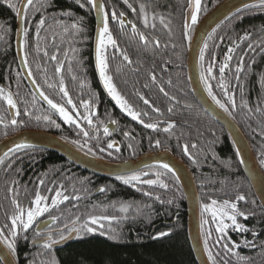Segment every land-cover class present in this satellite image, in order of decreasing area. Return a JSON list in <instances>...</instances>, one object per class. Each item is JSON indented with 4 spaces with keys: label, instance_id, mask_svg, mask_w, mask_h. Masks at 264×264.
<instances>
[{
    "label": "trees",
    "instance_id": "obj_1",
    "mask_svg": "<svg viewBox=\"0 0 264 264\" xmlns=\"http://www.w3.org/2000/svg\"><path fill=\"white\" fill-rule=\"evenodd\" d=\"M224 1L226 0H201L197 24ZM102 2L109 14V30L113 39L111 13L115 11L119 16L123 12L124 16L138 26L162 27L155 29V37L161 42L169 41L170 37L171 41H181V59L185 65L191 40V35L190 39L184 35L190 0ZM9 3L20 8L21 0H0V88L4 86L14 96L21 90L24 96H31L32 92L19 70L17 60L18 16L8 6ZM80 3L84 7H80L76 0H34L35 6L40 10L33 11L29 8L28 16L24 18V29L28 31L27 35L24 34L23 55L27 60L28 72L38 88L43 84L48 88L53 85L54 91L61 92L60 88L63 86L72 101L79 102L85 97L88 103L105 105L103 92L96 99L87 90L92 83L97 85L94 70L97 25L91 5L87 0H80ZM41 4L44 6L41 7ZM141 5H144L143 11ZM65 12H71L72 16H64ZM42 18L45 24L37 35V24ZM73 23L77 24L79 31L72 28ZM245 36L247 38L242 39ZM207 45L204 60L200 61L201 73L222 102L227 103V98L218 86L219 67L225 61L230 47L234 49L231 68L236 67L243 58L244 71L239 73L241 76L237 89L234 87L229 90V93L235 92L236 108L231 110L230 106L232 114H227L243 131L260 162L261 153H264V9L257 5L233 15L217 28ZM111 49L112 45L106 43L104 51L108 63L107 75L112 78L114 85L116 79L111 68L116 54ZM149 55L161 56L159 52ZM53 56L57 59L55 64L60 68L63 66L59 72L48 69L46 60ZM210 65L213 71L209 75L207 68ZM227 74L226 69L225 83L228 85ZM234 77L232 80L238 81ZM203 81L205 84V79ZM182 90L183 94L172 93L170 96L179 102V107L187 104L189 108H182L176 113L168 111L170 106L177 108L171 104L170 96L150 94L146 98L150 105L160 108L155 112L149 107L146 115L150 118L157 117L172 125L175 121L179 122L172 128H168V124L163 129H146V147L156 145L159 140L163 149L170 150L188 163L200 198L204 244L207 241L208 250L215 256L217 264H264V211L241 168L235 147L227 132L199 106L185 78ZM185 92H188L187 95ZM122 96L127 103L137 99L126 94ZM244 102L247 103L246 107ZM257 108L260 111H256ZM1 112L0 107V115ZM51 133L67 140L74 135L71 129H56ZM4 137L6 135L0 134V140ZM3 161L0 163V227L10 225L7 217L13 212V199L28 208L37 190L48 198L47 202L55 197L56 191H60L69 199L61 207H57V211L52 210L49 217L58 218L54 228L65 229L67 226V230L55 234L52 239L59 241L61 234L65 236L73 228L81 231L75 243L61 250L45 248L44 245L31 247V243L38 239L35 231L28 229L20 232L15 241L16 252L14 255L11 253L17 264H197L187 233L186 199L177 180L170 173H166L169 189L156 193L141 189L142 194L122 181L89 175L60 156L36 148L17 150ZM40 180H44L42 186L39 185ZM101 188L104 189L101 195L92 196ZM145 193H150L153 198L144 196ZM238 194L244 195L246 199L237 201L235 198ZM213 200L218 202L217 205H212ZM225 200L236 203L238 210L247 215V219L237 217V222L247 231L234 230L231 221L225 220L230 225L226 230L227 238L217 243L221 234L215 231L217 224L213 222L212 212ZM203 205H209V209L204 210ZM121 207H127V211L121 212ZM93 216L115 219L99 220L93 225L90 224ZM205 220L208 223H203ZM86 222L96 231L88 233L82 230L81 226ZM175 222L174 226L171 225ZM209 232L211 235H208ZM159 233L167 235L159 236ZM8 237L9 240L12 239L10 234ZM246 241L255 246L246 245ZM225 242L229 243V247L233 243L239 246L233 248L235 255L226 253L221 247Z\"/></svg>",
    "mask_w": 264,
    "mask_h": 264
},
{
    "label": "flooded vegetation",
    "instance_id": "obj_2",
    "mask_svg": "<svg viewBox=\"0 0 264 264\" xmlns=\"http://www.w3.org/2000/svg\"><path fill=\"white\" fill-rule=\"evenodd\" d=\"M144 1L150 2L146 0ZM123 19L125 21V25L123 28H121V25L119 24L118 20L117 21L112 20L113 26L111 27V29L114 31L113 35L116 40L117 46L116 47L112 46L111 49L112 53L116 54V56L113 58L114 62L111 70L113 71V77L116 79V81L114 82L116 91L121 96L126 94L128 96H132L133 98L137 97V99L133 101L134 103L132 102L128 104L131 106L133 111L140 113L139 119L136 120L132 119V117L127 114V112L121 109V107L116 103V101L112 98L111 95H109L110 97L106 95L102 87L100 77L97 72V68L94 61V68H95L94 70L97 77V85L95 86L94 83H92L90 85V88L87 90H89V95L91 96L95 95V98L96 97L100 98V95L103 92L106 98L105 105L96 104V102L95 104L88 103L85 101L86 100L85 97H82L83 100L79 102H75L71 100L72 103L69 104L67 103L68 99L70 98L69 95L64 96L63 92H59V90L54 91L53 85L49 88L45 87L44 84L39 85L41 87V89H39L40 92L41 91L44 92L45 95H47L50 99H52L54 103L63 106L65 110L69 113V115H71L73 119L76 121V123H68L64 120V118L59 114V112L56 109L55 110L57 112H55L54 109L51 108L50 106L43 103L34 94V92L30 89L29 86H28L29 90H31L32 92L31 96L30 95L24 96L23 95L24 92H22V90L17 91L16 96H14L11 92H9L7 88L3 86L1 88L4 90V95L0 96V107L2 111L0 115V134L6 135V137L25 131H41V132L53 134L51 132L56 129L60 131H68L71 129L74 132V135L71 136V138H68L69 140H67V138H63V136H57V135L56 136L60 138L62 137L63 140H65L66 142H68L78 150L98 160H102L114 164H123L131 161H136L148 154H157L160 152L168 151L175 158L182 160L188 166V163L185 160H183V158L176 156L173 152H171L168 149H163L160 146V144L159 146L153 145L152 147H146V129L149 128L146 127L145 125L156 124L157 125L156 129H161V128L163 129V127L168 125L169 122L158 120L157 117L150 118L149 115H145V113L149 111V107L159 110L160 108L153 107V105L150 104L146 105L143 102V100L140 99L141 96H143L146 99L150 94L158 95V94L167 93V95L170 96L172 93H175L181 95V93L183 92L182 81L184 78L188 81L190 87V83L188 79V69H187L188 54H187L186 63L185 65H183L181 59V53H182L180 47L181 41H176V39L175 41H171L172 37H170L169 41L161 42V40L155 37L156 34L155 29H159L162 27L149 28L146 26H138L135 24L137 31L133 32L131 25L134 23L126 16H123ZM197 25L196 26L192 25L191 27V32H190L191 39H192V34L195 28L197 27ZM138 33H143L147 37V43L140 40ZM157 40L159 41V45L156 44ZM122 51L126 52L131 63L123 59V56L121 54ZM153 52L155 54L159 52L161 56L158 57L150 56L149 54ZM188 52H189V48H188ZM230 55H232V53ZM46 61H47L46 63L48 69H50V71L54 69L56 71L57 67H59L58 64H55L57 59L53 60L52 57H50ZM60 69L62 70L63 66H61ZM235 69L236 67L231 68V61H229V68L227 69V73H228L227 75L229 79L228 87L230 91L232 88L234 87L236 88V85H238L240 81V80L238 81L232 80V78L236 75ZM106 75H107V71H106ZM200 75L204 89L208 94V91L206 90V86L202 79L203 74L201 73V69H200ZM152 76L156 77L155 81L152 80ZM239 76L241 75L239 74ZM169 81L171 83H169ZM161 88H163L164 93L161 91ZM185 93H186L185 95H187L188 92ZM9 94L12 96V99L16 103L15 108L10 107L7 103V100L4 98V96H7ZM229 94L233 95L235 99V92H231ZM210 99L212 100L211 97ZM170 102L171 104H174L175 107H177L174 108L170 106L169 109L171 110L168 111L170 112L174 111L173 113H176V111L178 110L180 111V109L182 108L185 110L189 108L187 104H184L181 107H179L180 105L179 102L174 101L172 97ZM214 104L219 108V106L215 102ZM85 105H87V107ZM219 109L223 111V109L221 108ZM155 112L158 111L155 110ZM224 113L228 115L226 112ZM45 117H48V119H45ZM85 117L91 118L92 123L89 124L88 120L85 119ZM12 119H15L17 121V124L15 126L11 124ZM53 121L55 123H53ZM112 121H116V123L113 124ZM141 121H143V123H141ZM173 124L177 126L179 122L175 121ZM105 127L109 129L108 135L104 134ZM84 132H87L88 136H84L83 134ZM125 133H128V135H125ZM77 140L80 142L79 145L72 143V141H77ZM110 142H112L114 145L112 148L107 147L108 143ZM129 145H131V147H129ZM89 148L92 149L91 152L88 151ZM101 148L104 149L103 152L100 151ZM117 149L119 150L117 151ZM93 153H95V155H93ZM258 163L260 165L259 160ZM260 168L264 174V167L260 165ZM167 172L168 171L165 170L163 167L153 165L145 169H142L140 171L134 172L141 174L140 179L138 181L135 180L131 181L126 185L135 190H139L142 194L143 191L141 189H143L144 191L147 190L151 191L152 193H156L159 191L163 192L166 189H169L168 188L169 186L167 188L161 186L162 184H169L167 182V177H166ZM134 173L124 175L123 177L131 176ZM168 173H170L173 176L171 172ZM99 178H104V177H99ZM106 178H110V177H106ZM173 178L176 179L175 176H173ZM110 179L119 180L123 182V180L118 179V177H114V178L112 177ZM147 180H153L156 181V183L149 185L145 183V181ZM102 193L103 191H100L99 189L92 196H99ZM144 196H149L150 198H153V195L151 194ZM61 201L62 202L58 203L54 208L50 207L49 212L45 213L43 216L38 217L36 222L32 225V227L29 228V229H33L38 236V239L33 243H31V247H36V248L41 247L45 245V243L47 242V237L49 235L53 238L55 234L63 232L62 230H64V228L62 229L54 228L55 223H53L49 217V214L52 210L57 211L58 210L57 207H61L68 200L64 201L63 199H61ZM47 203L51 206V200L50 202ZM175 224L176 222L171 225L174 226ZM80 234L81 231L77 232L71 230L68 234L65 235V239L59 240L58 243L53 244L50 248L52 250H61V249H56L54 247L58 246L60 243L72 237L71 240L69 241L70 242L69 245H71L79 239ZM35 244H39V245L36 246Z\"/></svg>",
    "mask_w": 264,
    "mask_h": 264
},
{
    "label": "water",
    "instance_id": "obj_3",
    "mask_svg": "<svg viewBox=\"0 0 264 264\" xmlns=\"http://www.w3.org/2000/svg\"><path fill=\"white\" fill-rule=\"evenodd\" d=\"M258 4L259 0H226L215 7L209 14H207L201 20V22L198 23L192 34L188 52L187 69L192 94L204 112L229 135L235 147L241 168L250 185L252 186L254 194L264 211V174L260 168L250 142L240 127L228 115L221 111L210 99L204 89L200 75V52L201 49H204V45L207 43L209 37H211L217 28L227 19L241 11L257 6ZM245 5H248L249 7L245 8ZM22 6L23 5L21 3L20 8ZM193 11L194 8L189 6L186 12V22L190 25V32L192 27L190 15ZM94 14L97 25L94 43V61L97 68L96 47L99 42L98 29L103 26L104 14L98 13L95 9ZM23 39L24 17L21 16L17 19L16 33V50L19 67L30 89L43 103L48 105L43 97L40 96V90L37 85L33 83L34 80L29 75L27 66H25V59L23 55ZM97 72L99 74L98 68ZM100 81L106 95L110 97L101 78ZM54 111L57 112L55 109ZM17 144L25 145V147L21 149L36 148L51 152L60 156L65 161L69 162L77 169L87 174L104 178L120 177L140 171L153 165L162 167L163 164L167 163L175 171V177H179L178 182L186 198L188 209L187 233L195 260L197 264H212V262L208 259V253L205 249L202 235L201 205L195 178L188 166L182 160L175 158L170 152L166 151L157 154H148L136 161L123 164H114L95 159L78 150L56 135L41 131H25L6 137L0 141V158L4 159L9 154L15 152H10L9 150L15 149ZM6 152L8 153L7 156L4 155ZM167 227L169 226L167 225ZM71 238L65 240L54 248L62 249L66 247L69 245ZM35 245L37 246L39 244ZM0 257H3L2 264H17L13 255L8 251L3 243H0Z\"/></svg>",
    "mask_w": 264,
    "mask_h": 264
},
{
    "label": "snow or ice",
    "instance_id": "obj_4",
    "mask_svg": "<svg viewBox=\"0 0 264 264\" xmlns=\"http://www.w3.org/2000/svg\"><path fill=\"white\" fill-rule=\"evenodd\" d=\"M22 3V7L18 8L16 7V4L14 3H9V7L12 8L15 12L16 15L18 17L23 16L25 19L28 16V11L29 8H31L33 11H39L40 8L36 7L34 4V0H21ZM76 3L79 4L80 7H84V4L80 3V0H76ZM87 3L89 5H91L92 9H95L98 13H103V26L100 27L98 29V36H99V42L97 44L96 47V62H97V68L99 69V74H100V78L101 80L104 82V86L105 88L108 90L109 95L112 96V98L116 101V103L121 107L122 110H124L125 112H127L128 115H130L132 117V119L136 120L139 119L140 113L133 111L131 106L127 103L126 100H124V98L116 91L115 86L112 84L111 80L112 78L108 75H106V71L108 68V63H107V56L105 55V45L110 44L114 47L117 46L116 44V40L113 39L111 32L109 30V14L107 11H105V5L103 2H101V0H87ZM125 3H127V0H125ZM44 5L41 4V7H43ZM190 7L194 8V11L191 13L190 15V21H191V25H195L198 22V13L201 11V0H190ZM258 6L262 9H264V0H259V4ZM129 7H131V5H129ZM249 7L248 5H245V8ZM135 10V9H133ZM144 10V5H141V11ZM64 16H68L71 17L72 13L71 12H65L63 13ZM124 13L121 12L119 14V16H117V13L115 11H112L111 13V19L113 21H119V24L121 25V28L124 27L125 25V21L123 19ZM161 22L163 23V19H161ZM131 23V22H129ZM45 24V20L42 18L38 24H37V35L39 34V29L41 27H43V25ZM145 24H147V17L145 16ZM132 31L136 32V26L135 24H132ZM167 27V25H165ZM154 27V25H153ZM72 28L76 29L77 31H79L78 26L76 23L72 24ZM184 35L186 37H188L190 39V25L186 22L184 25ZM67 31V28L65 29ZM27 29H24V34L27 35ZM215 31V30H213ZM139 34V38L141 41H144L145 43H147V37L143 34V33H138ZM211 37H209L210 39ZM247 36L242 37V39H246ZM156 44L159 45V41H156ZM208 47L207 43H205L204 45V49H206ZM251 47V45L249 46ZM204 49H201L200 52V59L201 61L204 60ZM234 51L233 48H229L228 49V53L225 56V61L223 62V64L219 67V73H220V81H219V87L222 89L224 96L227 98V103L222 102L220 99H218L216 97V95L213 93L212 91V87L211 85H209L207 83V79L204 78L202 76V79H205V85H206V90L208 91V95L212 98V100L219 106V108L223 109L224 112L228 113L229 115L232 114V111H230L229 105L231 106V110H235L236 108V103H235V99L233 95L229 94V87L228 85L225 83V73H226V69L229 68V61L232 60V55H230L232 52ZM123 59L125 61H128L129 63H131L128 55L126 54V52H121ZM53 60L56 59L55 56L52 57ZM25 66H27V60L25 58ZM61 69L60 67H57L56 71L59 72ZM213 71L212 66L210 65L207 68V73L210 75ZM244 68H243V58H241L240 62L238 63V65L236 66L235 69V79L239 80V73L243 72ZM29 75H31V73H29ZM213 79L215 77H212ZM156 77L152 76V80L155 81ZM33 83H35V81H33ZM169 83H171L169 81ZM63 84V82L61 81V85ZM49 87H51V85H49ZM60 91L63 92L64 96H68L67 91L63 88V86H61ZM161 91L163 92V88H161ZM165 95H167V93H164ZM4 95V90L2 88H0V96ZM40 96L43 97V99L48 103V105L51 106V108L56 109L59 114L64 118V120L68 123H76V121L73 119V117L71 115H69V113L65 110V108L57 103H54L52 99H50L47 95H45L44 92H40ZM4 98L7 100V103L10 107L15 108L16 107V103L14 102V100L12 99V96L9 94L7 96H4ZM141 100H143V102L147 105L149 104V101L147 99H145L143 96L140 97ZM67 103L71 104L72 101L69 98ZM87 107V105H85ZM244 106H247V103L244 102ZM156 111H159V109H154ZM171 110V109H169ZM249 111H251V109H249ZM256 111H260L259 108L256 109ZM18 114V113H17ZM146 115V113H145ZM45 119H48V117H45ZM85 119L88 120V123L91 124L92 120L89 117H85ZM53 123H55L53 121ZM113 124L116 123V121H112ZM141 123H143V121H141ZM11 124L13 126H15L17 124V121L15 119L11 120ZM79 126V125H77ZM148 128H152L155 129L157 127L156 124H146L145 125ZM58 127V125H57ZM174 127V125L169 124L168 128H172ZM168 128L165 129V131L168 130ZM84 136H88L87 132L83 133ZM104 134L108 135L109 134V129L107 127L104 128ZM125 135H128V133H125ZM72 143L79 145L80 142L77 141H72ZM160 141L157 140L156 141V145L159 146ZM114 145L112 142L108 143L107 147L108 148H112ZM25 147V145L23 144H17L15 149H10L9 151H16L18 149H21ZM82 147V145H81ZM129 147H131V145H129ZM119 149H117L118 151ZM89 152L92 151L91 148L88 149ZM101 152L104 151L103 148L100 149ZM185 154L188 153V149L187 146H185ZM5 156L8 155V153L6 152L4 154ZM93 155H95V153H93ZM191 159V157H190ZM3 159L0 158V163H3ZM195 162V161H193ZM260 165L262 167H264V153H261V159H260ZM162 167L167 170L168 172H171L173 174V176H176L175 171L167 164H163ZM140 173H134L131 176H127V177H118V179L123 180V182L125 184L130 183L131 181H138L140 179ZM176 179L178 180L179 177L177 176ZM145 183L152 185L154 183H156V181L153 180H147L145 181ZM44 184V180H40L39 181V185H43ZM164 188H167L168 185L167 184H162L161 185ZM49 191H51V189H49ZM100 191H104L103 188L100 189ZM145 195H150V193H145ZM63 198L64 201L68 200L69 197L66 195H63L62 192L60 191H56L55 193V197L51 199V206L47 203L48 198L43 196L39 190L36 191L35 193V197L33 199V201L31 202V206L28 208H25L23 205H21L17 200L13 199L12 200V205H13V212L11 215H9L7 217V219L10 221V225L6 224L3 227H0V243H3L6 245L8 251L10 253H12L13 255L16 252V246H15V241L16 238L18 237L20 232H26L30 227H32V225L36 222L37 218L40 216H43L45 213L50 211V207L54 208L58 203H61L62 201L60 200V198ZM75 199H79V197H75ZM157 199H159V197H157ZM237 201H244L246 199V197L242 194H238L235 198ZM212 205H217V201L213 200ZM204 208V210H208L209 209V205H203L202 206ZM121 212H126L127 211V207H121L120 209ZM238 216H242L245 219H247V215L243 212H240L237 208L236 203L231 202L229 200H225L222 202V204H220L219 208L216 210H213L212 212V219L213 222H215L217 224V227L215 229V231H217L218 233H220V237L217 240V243H220L221 240H225L227 238V229L230 227L229 224L225 223V220L231 221V226L233 227L234 230H239V231H247V229L239 224L237 222V217ZM51 221L53 223H55L57 221V217L55 216H51L50 217ZM111 219H115L114 217H107V216H103V217H91L90 218V224H97L99 220H111ZM203 223H208V221H203ZM100 227L102 228L103 225H100ZM81 229L88 232V233H92L94 231H96V229H94L93 227L89 226V222H86L85 224H83L81 226ZM6 230L7 233L11 235L12 239L9 240L8 234H6ZM67 230V226H65V229L62 231H66ZM72 231H77L79 232L80 230L73 228ZM39 234V233H38ZM167 235V233H159V236H164ZM208 235H211V233L209 232ZM255 235V233H254ZM115 238V237H113ZM65 239V236L63 234L60 235V240ZM58 243V241L53 240L52 237L49 235L47 237V242L45 243V248H50L53 244ZM246 245L249 246H255L252 242L250 241H246L245 242ZM221 247L225 250L226 253L231 252L235 255V253L233 252V248L239 247L238 245H236L235 243L232 244V247H229V243L225 242L221 244ZM205 249L208 250L207 247V241H205ZM217 255H219V253H217ZM208 259L210 261H212V264H217V261L215 259V256H213L212 252L210 250H208ZM3 262V257H0V264H2ZM225 264H227V262H225Z\"/></svg>",
    "mask_w": 264,
    "mask_h": 264
}]
</instances>
